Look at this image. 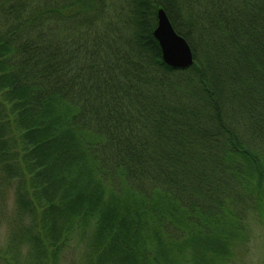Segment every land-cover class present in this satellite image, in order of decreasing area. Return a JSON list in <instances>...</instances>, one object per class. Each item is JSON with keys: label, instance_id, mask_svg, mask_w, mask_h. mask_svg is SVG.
Returning <instances> with one entry per match:
<instances>
[{"label": "trees", "instance_id": "obj_1", "mask_svg": "<svg viewBox=\"0 0 264 264\" xmlns=\"http://www.w3.org/2000/svg\"><path fill=\"white\" fill-rule=\"evenodd\" d=\"M159 9L192 66L163 62ZM8 190L1 264L74 241L80 264H242L252 224L264 243V0H0Z\"/></svg>", "mask_w": 264, "mask_h": 264}, {"label": "rangeland", "instance_id": "obj_2", "mask_svg": "<svg viewBox=\"0 0 264 264\" xmlns=\"http://www.w3.org/2000/svg\"><path fill=\"white\" fill-rule=\"evenodd\" d=\"M5 192V191H4ZM3 192L0 196V264L3 259L9 258L8 255H4L6 247L9 244L11 238V221L14 212V197L11 191ZM250 244L248 246V252L243 253L241 260L242 264H264V243L263 233L259 225L252 224L250 231ZM76 242H73L72 251L64 253L60 258L59 264H80V253L82 251L81 246H76ZM69 249V250H70ZM24 249L21 248L19 257H23ZM5 257V258H4ZM20 260H22L20 258ZM20 264H22L20 262Z\"/></svg>", "mask_w": 264, "mask_h": 264}, {"label": "water", "instance_id": "obj_3", "mask_svg": "<svg viewBox=\"0 0 264 264\" xmlns=\"http://www.w3.org/2000/svg\"><path fill=\"white\" fill-rule=\"evenodd\" d=\"M153 37L161 50L163 62L175 69H186L193 64L192 52L186 41L173 30L165 12L157 11V25Z\"/></svg>", "mask_w": 264, "mask_h": 264}]
</instances>
